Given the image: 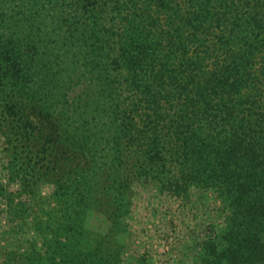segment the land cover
Here are the masks:
<instances>
[{
	"label": "trees",
	"instance_id": "1",
	"mask_svg": "<svg viewBox=\"0 0 264 264\" xmlns=\"http://www.w3.org/2000/svg\"><path fill=\"white\" fill-rule=\"evenodd\" d=\"M0 134L5 234L23 195L59 203L9 264H115L119 209L99 233V183L73 200L101 167L125 206L139 182L210 193L201 263L264 264V0H0Z\"/></svg>",
	"mask_w": 264,
	"mask_h": 264
},
{
	"label": "rangeland",
	"instance_id": "2",
	"mask_svg": "<svg viewBox=\"0 0 264 264\" xmlns=\"http://www.w3.org/2000/svg\"><path fill=\"white\" fill-rule=\"evenodd\" d=\"M6 147L0 134V185L9 183ZM99 172L100 175L96 173L94 179L89 177L86 180L88 182L84 190H78L73 200L81 209L88 208L90 203L86 199H92L95 193L88 183H99L96 186L102 191V196L94 202L101 206L99 210L93 209L86 221L90 229L99 230V233L107 232L110 227V219L104 209H119L116 222L120 228L110 235L117 254L115 264H202V247L206 235L212 227L218 228L223 223L217 203L210 193L195 191L189 198L177 197L162 192L154 184L139 182L134 186L128 202L125 201L128 203L125 206L120 200H115L117 184L112 178L107 179L102 167ZM110 172L115 176L114 172ZM20 187L18 185L16 189ZM52 190L53 185L47 183L39 189L36 198L29 194L23 195L22 206L24 210L32 209L29 211L31 217L19 221L22 225L16 233L5 234V231H11L12 220L7 213L0 214V264L18 263L20 255L28 247V240L36 238L39 222L46 220L48 212L59 204ZM42 209L43 215L37 214ZM3 210L4 206L0 204V211ZM8 251H15V254L2 256Z\"/></svg>",
	"mask_w": 264,
	"mask_h": 264
}]
</instances>
